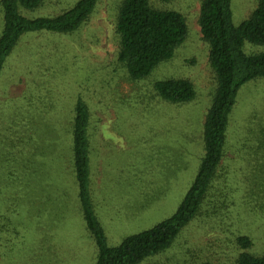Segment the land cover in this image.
Listing matches in <instances>:
<instances>
[{
  "label": "rangeland",
  "instance_id": "obj_1",
  "mask_svg": "<svg viewBox=\"0 0 264 264\" xmlns=\"http://www.w3.org/2000/svg\"><path fill=\"white\" fill-rule=\"evenodd\" d=\"M77 0H45L28 16L57 15ZM1 2V1H0ZM121 0H98L77 31L29 32L0 72V264H96L73 172L72 118L90 108V191L107 242L172 216L204 153L203 123L216 88L198 17L202 0H151L185 15L186 40L171 59L133 80L117 59ZM239 25L257 0H231ZM0 3V34L3 29ZM244 50H264L246 42ZM186 78L196 96L161 99L158 80ZM264 78L242 86L230 114L228 144L208 199L166 251L139 264H237L264 253ZM264 135V130H262ZM256 136V137H255ZM245 143V144H244ZM240 236L253 245L243 249Z\"/></svg>",
  "mask_w": 264,
  "mask_h": 264
},
{
  "label": "trees",
  "instance_id": "obj_2",
  "mask_svg": "<svg viewBox=\"0 0 264 264\" xmlns=\"http://www.w3.org/2000/svg\"><path fill=\"white\" fill-rule=\"evenodd\" d=\"M0 1L4 20L0 34V72L23 34L41 31L73 33L85 24L98 3V0H77L72 7L57 15L28 16L23 10L34 11L45 0ZM232 16L231 0L201 2L198 23L202 39L209 47V63L217 84L205 114L204 153L192 185L172 216L125 237L116 246L108 244L92 202L89 177L91 111L86 102L77 100L71 130L73 172L86 226L97 245L96 264H139L158 255L169 249L181 231L201 213L226 154L230 114L238 101L240 89L249 82L264 78V50L256 53L244 50L246 42L264 47V0H257L256 8L239 25L234 24ZM115 32L118 37L117 59L131 79L139 80L147 77L161 62L172 58L187 38L188 24L180 11L157 8L151 0H121ZM154 88L161 99L175 104L190 102L196 96L194 83L186 78L158 80ZM262 130L264 127L258 134L257 147L264 146ZM238 242L245 250L253 245L248 236H240ZM237 264H264V253L255 255L243 251Z\"/></svg>",
  "mask_w": 264,
  "mask_h": 264
}]
</instances>
